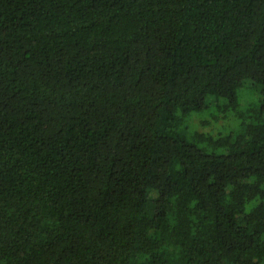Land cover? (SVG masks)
Returning a JSON list of instances; mask_svg holds the SVG:
<instances>
[{
	"label": "trees",
	"instance_id": "1",
	"mask_svg": "<svg viewBox=\"0 0 264 264\" xmlns=\"http://www.w3.org/2000/svg\"><path fill=\"white\" fill-rule=\"evenodd\" d=\"M0 264H264V0H0Z\"/></svg>",
	"mask_w": 264,
	"mask_h": 264
},
{
	"label": "rangeland",
	"instance_id": "2",
	"mask_svg": "<svg viewBox=\"0 0 264 264\" xmlns=\"http://www.w3.org/2000/svg\"><path fill=\"white\" fill-rule=\"evenodd\" d=\"M248 88V87H247ZM247 88H245L244 90H243V92L247 89ZM258 96H262V92H261V90H260V88H259V90H254V89H248L247 91H246V96H245V99H243V101H244V103L245 102H248V105L249 104H255V100H257V97ZM199 115L201 116V117H206V116H208V112H202V113H199ZM196 127H198L197 125H196ZM201 127V126H200ZM199 128V127H198ZM200 129V128H199ZM203 129V128H202ZM205 129L207 130V127H205ZM204 130V129H203ZM152 195L153 196H155L156 195V192L154 191L153 193H152Z\"/></svg>",
	"mask_w": 264,
	"mask_h": 264
}]
</instances>
